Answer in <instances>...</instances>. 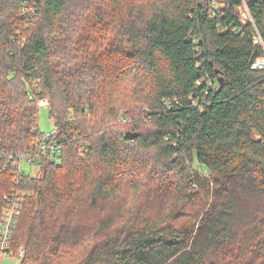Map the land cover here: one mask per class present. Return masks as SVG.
<instances>
[{
	"label": "trees",
	"instance_id": "obj_1",
	"mask_svg": "<svg viewBox=\"0 0 264 264\" xmlns=\"http://www.w3.org/2000/svg\"><path fill=\"white\" fill-rule=\"evenodd\" d=\"M261 57L264 0H0V212L29 192L12 255L264 264ZM45 99L61 151L29 174L15 157L38 149Z\"/></svg>",
	"mask_w": 264,
	"mask_h": 264
},
{
	"label": "built area",
	"instance_id": "obj_2",
	"mask_svg": "<svg viewBox=\"0 0 264 264\" xmlns=\"http://www.w3.org/2000/svg\"><path fill=\"white\" fill-rule=\"evenodd\" d=\"M213 6H216V2L213 3ZM245 14L246 18L251 17L250 13L248 12V9H245L241 14L243 23H247L243 19V16ZM252 68L264 69V57L257 59L252 65ZM43 102H46L48 106V100L46 99L41 101L39 105L43 104ZM57 136L58 133L56 127H54L50 131L44 132L38 149L33 150L30 153H21L16 155L15 163L17 162V165L20 168L23 160H26V162L31 165L35 164L36 159H38L41 155L42 157H46L50 153H59L61 151V147L59 145V138ZM34 152L36 153L35 156ZM26 195L27 194L23 189L22 191L21 189H13V192L5 193L3 196L4 204L0 212V264H3L2 261L5 260V257H9L11 254V243L14 236L13 233L17 228V214L19 210L23 207L22 204Z\"/></svg>",
	"mask_w": 264,
	"mask_h": 264
},
{
	"label": "rangeland",
	"instance_id": "obj_3",
	"mask_svg": "<svg viewBox=\"0 0 264 264\" xmlns=\"http://www.w3.org/2000/svg\"><path fill=\"white\" fill-rule=\"evenodd\" d=\"M93 3V2H92ZM142 3H145L144 1ZM156 3L155 1L152 2H148L147 3V8H150L151 6H154ZM96 5V3H95ZM157 5V4H156ZM247 10V7L246 6H242V8H240V13L242 14L244 10ZM246 14L243 16V19L246 21V22H250L252 19L251 17H248L246 18L245 17ZM49 104V102H48ZM43 106H41L40 110H39V113H38V119H39V130L40 132L44 133L46 131H50L52 130L55 126H54V123L51 121V119H49V111H50V106L46 104V102H43V104H41ZM121 115L124 116L123 113H121ZM126 117V116H124ZM147 125L146 124H143L142 125V128H146ZM20 169L25 172V173H29V174H40V168L38 166H36L35 164H31L29 165L26 160H23L22 163H21V167ZM155 183V182H154ZM22 191V190H21ZM24 191L26 192V194L28 195V191L24 189ZM148 194H150L149 192V187L144 185L143 186V189L141 190V193L139 195H136L134 193V191L131 189V190H126V192H121L119 193V195L117 196V199H115L113 202V206L112 205H105V210H101L98 208L99 211H102L100 212V216L105 212V211H108L109 208H113L115 210V212L117 211L118 213H120V211L123 209L125 211V213H127V210L128 208L131 206V205H135L136 203H139L141 202L139 196L142 198V202H144V200L146 199V197L148 196ZM27 195L26 197H24V200H23V207L19 210L18 214H17V217L18 215L20 214V212L22 211V209L25 207V200L27 198ZM162 207L160 206H157L156 207H153V210L155 212H159L161 210ZM197 208V206H194V209ZM113 211V210H112ZM111 212V211H110ZM123 212V211H122ZM121 212V213H122ZM192 213V211H191ZM104 214H107V213H104ZM121 215V214H119ZM190 222V221H189ZM189 222H187V225L189 224ZM17 225H18V220H17ZM10 256H13L16 261L20 262L24 259L25 255H26V248H24L23 246L20 247V249L18 251H16L15 255H12V251L10 252ZM80 253V252H77V254ZM77 254L75 256H77ZM7 258V257H5ZM75 260L78 262V257L75 258ZM3 262V261H2Z\"/></svg>",
	"mask_w": 264,
	"mask_h": 264
},
{
	"label": "crops",
	"instance_id": "obj_4",
	"mask_svg": "<svg viewBox=\"0 0 264 264\" xmlns=\"http://www.w3.org/2000/svg\"><path fill=\"white\" fill-rule=\"evenodd\" d=\"M3 264H20V262L16 261V259L13 256H9L5 258Z\"/></svg>",
	"mask_w": 264,
	"mask_h": 264
},
{
	"label": "water",
	"instance_id": "obj_5",
	"mask_svg": "<svg viewBox=\"0 0 264 264\" xmlns=\"http://www.w3.org/2000/svg\"><path fill=\"white\" fill-rule=\"evenodd\" d=\"M137 135H138V134L136 133V134L134 135V137L137 136Z\"/></svg>",
	"mask_w": 264,
	"mask_h": 264
}]
</instances>
